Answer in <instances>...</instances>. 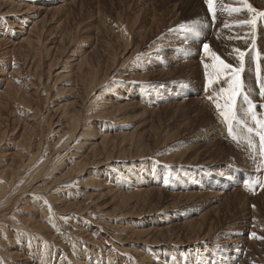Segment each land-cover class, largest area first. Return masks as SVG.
Returning a JSON list of instances; mask_svg holds the SVG:
<instances>
[{
    "label": "rangeland",
    "instance_id": "rangeland-1",
    "mask_svg": "<svg viewBox=\"0 0 264 264\" xmlns=\"http://www.w3.org/2000/svg\"><path fill=\"white\" fill-rule=\"evenodd\" d=\"M13 1L49 9L39 42L42 57L46 48L54 42L58 45L55 39L59 40L62 34L66 39L67 50L60 54L61 62L54 76L60 73L67 56L85 60L84 68L94 65L93 70L89 68L92 77H98L97 85L90 89V81L86 86L84 111L102 91L106 97L99 101L107 99L109 106L112 102L106 119L94 115L97 106L90 108L94 113L90 119L98 131L109 135L110 145L115 142L113 152L102 155L94 166H86L84 174L81 173L85 179L109 176L108 180L116 178L131 186L129 190L122 188L124 193H132L126 198L122 194L121 198L126 199L122 210L118 209L114 216L108 215L107 223L156 227L191 218L190 227L183 229L175 225L171 233L165 232L157 238L151 235L138 238L134 232H130L134 236L130 233L122 236L127 242L121 236L110 237L112 241L105 238L99 246L112 251L114 264H135L140 255L147 257L146 260L166 257L175 264H264V144L260 138L264 135V19H258L254 28L244 23L252 14L239 0H214L215 17L205 0ZM248 3L264 12V0H248ZM7 4H0V8ZM56 7L53 12L51 8ZM234 8L240 11H230ZM2 24L4 28L7 25ZM205 44L234 68H241L237 57L244 53L241 94L233 106L235 122L231 121L238 140L229 135V125L216 107L220 104L223 110L225 93L221 89L229 88L232 74L214 75V61L204 49ZM55 78L54 86L66 81ZM146 107L154 111L149 112ZM84 115L88 118V114ZM129 169L141 172L140 178H149L162 199L155 198L159 194L139 196L135 183L117 173ZM229 186L241 191L232 196ZM105 188L104 193L112 191ZM211 190L225 196H215ZM193 191L205 193L188 203L171 197L173 193ZM103 210L100 213L105 214L109 209ZM88 213H92L90 209ZM96 213L94 219H105ZM73 215L78 229L88 224L79 223L82 215ZM200 215L203 219H199ZM237 239V245L231 243ZM81 243L89 252L93 250L86 240Z\"/></svg>",
    "mask_w": 264,
    "mask_h": 264
},
{
    "label": "bare ground",
    "instance_id": "bare-ground-1",
    "mask_svg": "<svg viewBox=\"0 0 264 264\" xmlns=\"http://www.w3.org/2000/svg\"><path fill=\"white\" fill-rule=\"evenodd\" d=\"M0 4H7L0 8V264H114L112 251L99 246L102 243L100 241L105 238L112 241L111 238H120L130 232H134L138 238L150 235L157 238L165 232L174 230L175 225L183 229L190 227L192 222L190 217H186L181 223L156 227L136 228L107 223L106 217L119 213L118 209L123 207L122 202H126V199L121 198L122 194L126 198L132 191L124 193L122 188L128 186L116 178L108 180L109 176L98 178L90 176V179H85L81 174L88 168L86 166H94L96 159L112 153L115 143L110 145L109 135L105 136L102 130L98 131L93 119H90L94 114L93 110L90 111L92 106L98 107L94 115L106 119L110 114L112 102L109 106V100L99 101L106 93L102 91L100 98L92 101L91 107L86 111L83 109L86 86L90 81L92 85L90 84L91 88L90 86L88 88L92 89L97 85L98 77L96 75L92 77L91 73L94 65L89 66L92 70L89 67L84 68L85 60H82L83 62L80 58L72 60L67 56L60 73L54 76L61 62L60 54L67 50V41L62 34L59 40L55 39L58 45L54 42L46 48L45 56L42 57L39 42L40 37L42 38L41 33H44L41 31L43 22L45 23L44 18L50 15L47 12L49 9L43 5L30 3L22 5L13 0H0ZM51 9L55 11L57 7ZM2 23L7 24L5 28L2 27ZM33 36L36 38L33 39ZM54 77H57L55 79L58 81L61 79L66 81L54 86L52 82ZM84 113L88 114V118ZM104 125L103 123L101 127ZM130 169L117 173L135 183L134 188L139 196L159 194L149 178L144 176L140 178L141 172L139 174ZM104 187H107L106 191L111 188L112 191L104 193ZM130 187L129 185L128 190ZM235 187L229 186L231 195L241 191ZM187 193L177 192L170 196L179 202L188 203L190 200L198 199V195L205 192ZM212 193L218 197L225 196L222 192ZM155 198L162 199V194L156 195ZM137 205L138 202L133 206V210ZM89 209L93 214L88 213ZM103 209L109 210L102 214L100 211ZM96 212L105 219L100 217L94 219ZM75 213L77 216L82 215L79 223L88 224L80 225L78 229L74 218L76 215H73ZM199 219H203L202 216ZM106 225H109L107 226L109 229ZM104 229L108 233H105ZM132 236L130 239H133ZM122 239L127 242L123 237ZM83 240L92 246L91 252L81 243ZM237 242L238 239L231 241L236 245ZM138 257L135 264H175L166 257L155 256L148 260L141 255Z\"/></svg>",
    "mask_w": 264,
    "mask_h": 264
},
{
    "label": "snow or ice",
    "instance_id": "snow-or-ice-1",
    "mask_svg": "<svg viewBox=\"0 0 264 264\" xmlns=\"http://www.w3.org/2000/svg\"><path fill=\"white\" fill-rule=\"evenodd\" d=\"M239 3L247 9L249 13H251V18L248 20H245L244 23L250 24L253 28L256 25V22L258 19H264V12L257 10L254 8L250 3H248V0H239ZM205 4L208 5V10L210 13L213 14V17H215V11L213 8L214 0H205ZM232 12H238L240 9L234 8L231 9ZM204 49L208 50L210 57L213 59L214 63L212 67L215 69L214 75L218 76L223 72H230L232 74V82L229 84V88L227 90L221 89L222 92L225 93V103L223 105V110L220 111V115L224 117V122L229 125L228 133L234 140H238V138L233 134V128L231 125V121L235 119V113L233 111V106L236 102L237 97L241 94V88L242 83L240 80V71L242 70L243 66V57L244 53L240 52L239 56L237 57L241 62V68H234L230 64L224 63L223 60L220 59L219 56L215 52H212L209 49V46L205 44ZM239 51V50H236ZM208 67L207 65L205 66ZM206 77L208 76V73H205ZM215 82L214 80H209V83ZM209 99H212V97H208ZM217 109H221V105H216ZM251 131V129H249ZM262 144H264V135L261 136ZM248 185H246L247 187Z\"/></svg>",
    "mask_w": 264,
    "mask_h": 264
}]
</instances>
